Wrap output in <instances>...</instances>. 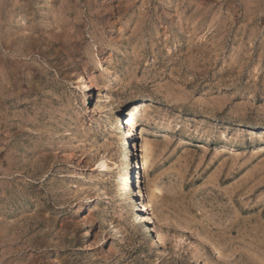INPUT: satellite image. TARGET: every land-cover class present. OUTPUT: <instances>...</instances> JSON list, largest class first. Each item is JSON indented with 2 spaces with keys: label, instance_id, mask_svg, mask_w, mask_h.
I'll return each instance as SVG.
<instances>
[{
  "label": "rangeland",
  "instance_id": "374dc122",
  "mask_svg": "<svg viewBox=\"0 0 264 264\" xmlns=\"http://www.w3.org/2000/svg\"><path fill=\"white\" fill-rule=\"evenodd\" d=\"M0 264H264V0H0Z\"/></svg>",
  "mask_w": 264,
  "mask_h": 264
},
{
  "label": "bare ground",
  "instance_id": "6f19581e",
  "mask_svg": "<svg viewBox=\"0 0 264 264\" xmlns=\"http://www.w3.org/2000/svg\"><path fill=\"white\" fill-rule=\"evenodd\" d=\"M78 83L82 88L90 89L89 76L85 72H82L79 75ZM140 106L141 104H135V106L133 105V107H129V109L127 110L128 112L124 116L125 118L122 120L124 128V143L128 145L129 157L131 158V160H133V163L131 165L133 169L131 190L134 197L135 209L132 215V221L135 224H143L145 228L144 233H150L149 236H155L157 238V243H159L160 245H164L166 241L165 234L161 229H155L153 226V223L157 221V216L155 217L153 205L151 204L150 199V173L148 171V164L145 160L144 154L145 136L143 135L142 131H140V126H138V123L136 121V111L141 109ZM144 211H152L151 216L149 217L150 220L154 219L153 222L151 221L152 223L148 222V220L146 224ZM92 236V227L88 226V228L84 232L85 241H91Z\"/></svg>",
  "mask_w": 264,
  "mask_h": 264
}]
</instances>
